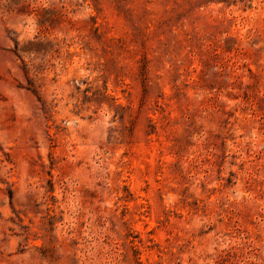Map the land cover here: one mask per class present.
<instances>
[{"label": "rangeland", "instance_id": "1", "mask_svg": "<svg viewBox=\"0 0 264 264\" xmlns=\"http://www.w3.org/2000/svg\"><path fill=\"white\" fill-rule=\"evenodd\" d=\"M0 264H264V0H0Z\"/></svg>", "mask_w": 264, "mask_h": 264}]
</instances>
